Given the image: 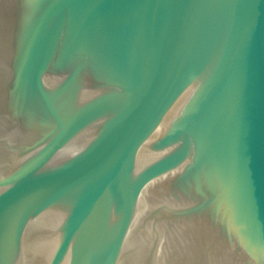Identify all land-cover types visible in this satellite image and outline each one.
I'll return each mask as SVG.
<instances>
[{"label":"water","instance_id":"95a60500","mask_svg":"<svg viewBox=\"0 0 264 264\" xmlns=\"http://www.w3.org/2000/svg\"><path fill=\"white\" fill-rule=\"evenodd\" d=\"M0 264H264V0H0Z\"/></svg>","mask_w":264,"mask_h":264}]
</instances>
